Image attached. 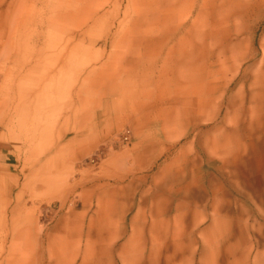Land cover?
Wrapping results in <instances>:
<instances>
[{
	"label": "rangeland",
	"instance_id": "rangeland-1",
	"mask_svg": "<svg viewBox=\"0 0 264 264\" xmlns=\"http://www.w3.org/2000/svg\"><path fill=\"white\" fill-rule=\"evenodd\" d=\"M0 152V264H264V0H0Z\"/></svg>",
	"mask_w": 264,
	"mask_h": 264
},
{
	"label": "crops",
	"instance_id": "crops-1",
	"mask_svg": "<svg viewBox=\"0 0 264 264\" xmlns=\"http://www.w3.org/2000/svg\"><path fill=\"white\" fill-rule=\"evenodd\" d=\"M100 84H104V83L100 82ZM120 97L125 98L126 95L123 94V95H120ZM185 134H186V130H185ZM7 161H8V159L6 157H4L2 152H0V203L2 201L4 187L9 185V181L11 180V177H12L11 171L13 170V166L11 164H8ZM98 221L103 222V223L107 222L103 219V217H100V219ZM105 227H106V225L105 226L102 225L101 229L102 228L104 229ZM99 250L100 251L102 250L105 253L109 252L108 249H105L103 247H100ZM81 264H86V262H82ZM90 264H96V263H90ZM97 264H111V263H107V262L106 263H98L97 262Z\"/></svg>",
	"mask_w": 264,
	"mask_h": 264
},
{
	"label": "bare ground",
	"instance_id": "bare-ground-1",
	"mask_svg": "<svg viewBox=\"0 0 264 264\" xmlns=\"http://www.w3.org/2000/svg\"><path fill=\"white\" fill-rule=\"evenodd\" d=\"M188 110V109H187ZM188 111H190V110H188ZM190 113V112H189ZM180 117V116H179ZM219 220V219H218ZM151 229H156L157 228V226L155 225V224H153V226H151L150 227ZM207 235V234H206ZM215 245V244H214ZM88 253V252H87ZM89 255V254H88ZM43 259V258H42ZM85 260V259H84ZM86 262V261H85Z\"/></svg>",
	"mask_w": 264,
	"mask_h": 264
}]
</instances>
